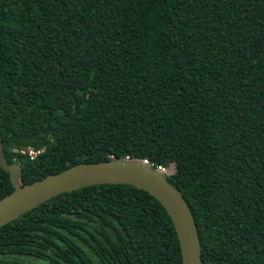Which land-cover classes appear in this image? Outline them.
I'll list each match as a JSON object with an SVG mask.
<instances>
[{"label": "trees", "instance_id": "obj_1", "mask_svg": "<svg viewBox=\"0 0 264 264\" xmlns=\"http://www.w3.org/2000/svg\"><path fill=\"white\" fill-rule=\"evenodd\" d=\"M0 133L23 183L173 162L202 263L264 264V0H0ZM0 264L182 260L153 196L96 184L1 226Z\"/></svg>", "mask_w": 264, "mask_h": 264}, {"label": "water", "instance_id": "obj_2", "mask_svg": "<svg viewBox=\"0 0 264 264\" xmlns=\"http://www.w3.org/2000/svg\"><path fill=\"white\" fill-rule=\"evenodd\" d=\"M0 167L8 172L12 191L0 198V227L63 192L96 184H125L144 190L164 208L179 242L182 264H203L197 226L186 199L162 168L134 159L81 162L30 183L21 180L22 167L8 163L0 133Z\"/></svg>", "mask_w": 264, "mask_h": 264}, {"label": "rangeland", "instance_id": "obj_3", "mask_svg": "<svg viewBox=\"0 0 264 264\" xmlns=\"http://www.w3.org/2000/svg\"><path fill=\"white\" fill-rule=\"evenodd\" d=\"M29 154L34 156L36 154V152L29 150ZM161 168L164 171V174L170 175L174 172L175 164L173 162H170L167 166L161 167Z\"/></svg>", "mask_w": 264, "mask_h": 264}, {"label": "built area", "instance_id": "obj_4", "mask_svg": "<svg viewBox=\"0 0 264 264\" xmlns=\"http://www.w3.org/2000/svg\"><path fill=\"white\" fill-rule=\"evenodd\" d=\"M143 162L148 163L147 160H143ZM161 168V167H160Z\"/></svg>", "mask_w": 264, "mask_h": 264}]
</instances>
